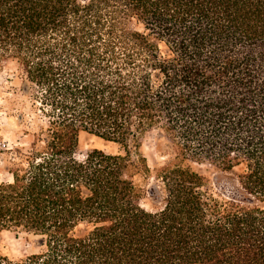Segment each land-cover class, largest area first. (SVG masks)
I'll use <instances>...</instances> for the list:
<instances>
[{
  "label": "trees",
  "instance_id": "1",
  "mask_svg": "<svg viewBox=\"0 0 264 264\" xmlns=\"http://www.w3.org/2000/svg\"><path fill=\"white\" fill-rule=\"evenodd\" d=\"M7 58L35 117L0 150V240L31 250L0 264H264V0H0ZM83 131L123 152L78 158Z\"/></svg>",
  "mask_w": 264,
  "mask_h": 264
},
{
  "label": "rangeland",
  "instance_id": "2",
  "mask_svg": "<svg viewBox=\"0 0 264 264\" xmlns=\"http://www.w3.org/2000/svg\"><path fill=\"white\" fill-rule=\"evenodd\" d=\"M137 27L141 28L140 25H137ZM160 46L162 50L166 49L163 43H160ZM17 68L18 63L15 58L5 59L0 66V150L15 146H27L32 139L30 134L25 133V129L28 127V121L35 115V112L33 114L28 113L26 116L27 120L22 121L19 111L24 110L29 112L31 102L22 94L17 95L15 93L16 86L18 85L15 78ZM156 145L157 136L154 131L147 132L141 138L140 152L146 157L150 167L163 165L167 159V156L163 155L156 148ZM94 148L103 149L112 153L123 152L122 146L117 142L106 140L89 132H81L76 156L82 159L88 151ZM6 157L7 153H0V181L12 180V175L4 169L3 163H6ZM137 157L136 150L132 147V158L137 159ZM186 164L205 175L210 185H212L215 178L226 179L229 177L228 173L221 172L215 165L208 161H194ZM242 167V165H239L235 169L240 171ZM136 180L145 189H148L155 182L153 177L148 178L143 172L136 175ZM141 202L148 208L152 207V202L148 194L143 197ZM0 243L3 250L14 259L27 255L31 250L30 237L25 232L17 233L15 231H6L2 234Z\"/></svg>",
  "mask_w": 264,
  "mask_h": 264
}]
</instances>
